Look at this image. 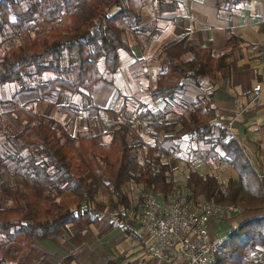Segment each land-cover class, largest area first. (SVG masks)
<instances>
[{"label": "trees", "instance_id": "trees-1", "mask_svg": "<svg viewBox=\"0 0 264 264\" xmlns=\"http://www.w3.org/2000/svg\"><path fill=\"white\" fill-rule=\"evenodd\" d=\"M129 1L37 0L25 8L21 0H0V37L8 32L15 37L33 35L1 59L0 87L8 90L16 84L17 91H36L43 99L56 92L86 97L98 83L112 86V76L119 69L118 52L132 55L119 23H125L133 36L140 31L142 19ZM211 1L225 10L250 0ZM112 9L116 10L110 12ZM228 35L218 56L207 47L189 45L186 38L167 47L165 67L155 78L151 98L174 101L184 93L185 82L199 84L203 78L221 73L227 67V50L243 42L232 31ZM12 96L9 94L8 101L15 118L25 126L11 138L16 154L10 167L16 183L0 182V198L6 203L0 206V264L17 260L35 240L57 236L69 225L98 223L99 214L92 206L98 188L87 174L104 185L110 207L120 208L118 218L123 222L126 214L122 212L132 209L124 192L129 183L141 185L163 200L179 189L180 195L196 205L213 201L222 206L264 208V178L260 177L264 166L257 169L243 144L227 129L219 127L214 135L217 112L212 94L187 104V113L178 119L179 128L164 140L190 137L212 149L219 146V159L237 177L221 184L213 176L194 171L180 187L169 163L156 154H169L156 142L159 133L169 130L165 112L142 110L155 144L150 158L141 162L130 144L131 122L112 124L108 143L98 134L75 137L62 124L39 116ZM119 227L123 234L139 238L125 224ZM262 248L264 215L245 217L226 234L213 264H264Z\"/></svg>", "mask_w": 264, "mask_h": 264}, {"label": "crops", "instance_id": "crops-1", "mask_svg": "<svg viewBox=\"0 0 264 264\" xmlns=\"http://www.w3.org/2000/svg\"><path fill=\"white\" fill-rule=\"evenodd\" d=\"M129 3L142 19L140 31L135 37H149L140 48L129 43L132 55H128L123 68L117 70L118 74L124 73L126 83L134 80V73L133 70L125 72L124 69L140 66L147 60L156 65V60L152 59L153 52L159 51V59L163 55L165 58L164 50L183 38H186L189 45L209 48L215 56L220 55L225 48L229 31L242 39L243 42L227 50V67L221 73L203 78L199 84L185 82L180 99L184 104H190L209 89L206 94L213 96L217 130L219 127L227 129L243 144L246 151H256L255 155L260 157L259 152L264 150V66L261 62V52L264 50V0L232 4L225 10H219L211 0H130ZM118 74L116 72L115 77ZM98 84L91 95L94 103L101 105L105 103L113 85ZM51 95L69 96L58 92ZM97 214V224L77 222L63 229L57 236L35 240L30 247L21 251L17 260L8 264H103L113 260L109 253L116 254L121 250L122 254L123 248L116 249L118 242L122 240H112L108 247L105 228L98 229L102 222L100 223V213ZM259 215L264 214L257 212L250 214V217ZM225 222L227 221L213 223L212 231L227 233L232 226ZM240 222L235 220L232 223L236 226ZM143 246L147 252L150 251L149 248L152 251L149 244L143 243ZM151 251L150 254L153 252ZM127 259L128 264H136V259L145 264H180L144 253L138 258L127 256Z\"/></svg>", "mask_w": 264, "mask_h": 264}, {"label": "rangeland", "instance_id": "rangeland-1", "mask_svg": "<svg viewBox=\"0 0 264 264\" xmlns=\"http://www.w3.org/2000/svg\"><path fill=\"white\" fill-rule=\"evenodd\" d=\"M21 1L22 5L26 8L32 2L37 0ZM115 10L116 9H112L110 12H114ZM119 25L125 30L123 35L124 40L131 43L133 46H138L139 48L140 46H144L145 39L149 36L138 35L135 37L127 29L125 23L120 22ZM32 37L33 35L15 37L12 36L10 32H8L6 37H0V61L12 47L22 43L27 38ZM158 52L159 51L153 52L154 54L152 55L153 61L156 60V65L147 60L140 66L124 69L125 72H131L133 70L134 73L133 78L135 81L133 80L131 83H126L123 78L124 73L118 74V71L123 68L124 63L129 56L124 51H119L120 69L117 71L118 75L116 77L115 75L112 76L113 87L107 94L105 103L101 105L99 103L98 105L94 103L93 95L91 94L86 97L81 95H60L61 97L50 95L40 99V96L36 91H17L16 84H11L8 90L0 87V182L6 181L10 184L16 183V179L12 176L10 167L11 159L16 154L11 138L25 126V122L20 123L16 120L15 114L12 111V105L8 101L9 94L13 95L12 97L16 98L19 104L25 105L27 109L37 113L39 116L51 120L54 123L64 125L69 133L75 137L87 134H98L103 143H108L111 138L110 126L112 124L124 123L126 121L131 122L132 137L130 138V144L138 152V157L141 162L150 158L153 153L152 146L155 144V141L150 137L151 130L146 126L147 122L142 116V110L146 108L152 112L163 111L167 115L169 130L165 133H159L156 142L160 143L161 147L167 150L169 154L166 155L162 151H158L156 154L161 157L163 162L169 163L170 168L172 169L173 178L178 187L183 186L189 173L194 171L202 175L213 176L221 184H226L229 179L236 178L237 174L233 168L219 159L221 153L219 146L212 149L210 145L198 143L190 137H185L174 142L164 140L165 136L172 135L175 130L179 128L178 119L180 116L187 113V107L180 98H177L174 101H154L151 98L150 91L154 86L155 76L164 69L166 62L164 55L162 56V54H160V57L162 56L163 58L161 57L159 59ZM99 85H101V83L98 84V86ZM208 90L209 89H206L203 95H207L206 93H208ZM217 134V127H215L214 135ZM259 140L262 141L261 139ZM247 151V155L257 169L260 165L264 166V150L262 153L261 151L259 152L260 157L259 155H255L256 151ZM258 157L260 161H258ZM259 162L260 164H258ZM87 179L96 184L98 188L97 197L92 206L95 211L101 215L100 223H102L101 225H98V229H101V227L105 228L108 247L111 246L110 242L112 240H116V242H118V238H121L122 240L121 242H118L116 247V249L123 248L122 254L120 252L121 250L116 252V254L109 253V256L113 259L109 261L114 263L118 262L119 264H128L129 259H127V256L129 258H138L141 253L158 257L159 255L154 251L152 252L151 248H149V250L152 253L150 254V251L147 252L145 250L146 247L143 246L142 242L137 245L136 243H138L140 239L135 240L132 236L123 234L119 227L125 224V226L130 227L133 232H136L137 236L139 235V222L144 211L145 200L152 192L143 186L134 183H129L124 187V192L127 195L132 209L127 212H122L126 214V221L123 222L118 218V214L121 213L120 208L115 210L110 207L108 203V191L104 185L101 182L96 181L91 174H87ZM174 194L180 195L181 192L177 189ZM0 206H6V203L1 198ZM232 206L242 209L244 211L243 214L245 215L242 218L238 217L230 222H225L228 226H232V222L235 220L242 221V219L250 216V214L257 212H262L264 214V209L258 210L256 208H247L239 205ZM247 213L250 214L248 215ZM260 252L263 256L264 262V248L260 249ZM160 257L169 262V258L163 256ZM139 259H136V264H145L140 263L143 261H140L141 259ZM109 261H106L103 264H106ZM5 264H8V262Z\"/></svg>", "mask_w": 264, "mask_h": 264}, {"label": "built area", "instance_id": "built-area-1", "mask_svg": "<svg viewBox=\"0 0 264 264\" xmlns=\"http://www.w3.org/2000/svg\"><path fill=\"white\" fill-rule=\"evenodd\" d=\"M261 62L264 66V50ZM260 177L264 178V174ZM243 213L242 209L232 205L222 206L213 201L196 205L182 195L171 194L163 200L151 193L145 200L139 222L140 241L136 244L147 243L159 256L180 264H213L230 230L213 232L212 224L230 222Z\"/></svg>", "mask_w": 264, "mask_h": 264}]
</instances>
